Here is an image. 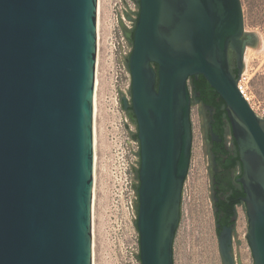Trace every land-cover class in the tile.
<instances>
[{
    "label": "water",
    "instance_id": "95a60500",
    "mask_svg": "<svg viewBox=\"0 0 264 264\" xmlns=\"http://www.w3.org/2000/svg\"><path fill=\"white\" fill-rule=\"evenodd\" d=\"M130 1L136 14L137 0ZM138 5L134 30L118 18L131 52L122 60L140 160L130 165L140 262L133 257L173 264L190 108L199 103L190 81L202 76L225 104L241 163L245 236L253 264H264V116L238 88L244 49L258 39L244 32L240 0ZM97 8L98 0H0V264H93ZM120 100L127 112L121 91ZM216 229L223 264H234L233 226Z\"/></svg>",
    "mask_w": 264,
    "mask_h": 264
},
{
    "label": "rangeland",
    "instance_id": "374dc122",
    "mask_svg": "<svg viewBox=\"0 0 264 264\" xmlns=\"http://www.w3.org/2000/svg\"><path fill=\"white\" fill-rule=\"evenodd\" d=\"M244 32L257 35V44L246 46L240 84L252 110L264 116V0H240ZM130 0H99L98 55L95 90L96 112L94 190L92 207L93 264H139L138 232L133 222L131 167L138 168V143L130 135L136 126L123 110L120 91L130 102V75L122 55L130 46L118 23L128 28L132 23L124 12L134 17ZM234 67V56H231ZM192 129L191 156L185 178L180 220L173 242V264H223L219 252L210 155L205 136L207 115L199 103L190 108ZM237 218L232 236L234 264H253L246 239L248 221L244 205L236 208Z\"/></svg>",
    "mask_w": 264,
    "mask_h": 264
},
{
    "label": "flooded vegetation",
    "instance_id": "af4514ba",
    "mask_svg": "<svg viewBox=\"0 0 264 264\" xmlns=\"http://www.w3.org/2000/svg\"><path fill=\"white\" fill-rule=\"evenodd\" d=\"M136 19L133 22V30L135 26ZM201 105V103L199 102ZM131 107V99L129 102ZM130 107L127 111H130ZM201 107H204L201 105ZM207 114V124H206V132L205 136L207 137V141H205V147L207 155H210V158L215 159L216 166H213L211 163V177H212V196L213 199L216 197L218 201H222L228 194V188L232 182L235 181L236 185H240L236 180L240 177L241 171V163L239 161V165L233 167L232 169L225 170L224 165H226L232 157L235 155L238 157L237 149L235 142L233 140L230 127L226 124V119H222L219 122L214 120L215 111L210 108L209 111L206 112ZM134 123V122H133ZM211 132L217 136V141H213L211 139ZM239 160V157H238ZM241 186V185H240ZM238 206H236L237 208ZM218 213V212H217ZM223 214H220V218L217 224L220 225V228L224 227L221 225ZM236 220H232L229 225L226 227L233 226L232 236L235 229ZM216 224V225H217Z\"/></svg>",
    "mask_w": 264,
    "mask_h": 264
},
{
    "label": "trees",
    "instance_id": "16d2710c",
    "mask_svg": "<svg viewBox=\"0 0 264 264\" xmlns=\"http://www.w3.org/2000/svg\"><path fill=\"white\" fill-rule=\"evenodd\" d=\"M137 7H138V10L136 12V20H137V16L139 12L138 0H137ZM127 68H128V63H127ZM154 68L156 69V66H154ZM128 71H129V68H128ZM232 73L234 74L237 73L235 67H233ZM190 82H191L190 85H191L193 94H196V93L199 94V102L201 103V105L208 106L209 108H212L215 111L214 120H216V122H219L222 119H226L225 104L223 100L219 97V95L216 93V91L210 87L208 82L202 76H199L198 79L196 80L191 79ZM130 94H131V89H130ZM130 110H131V107H130ZM135 126L137 128L136 123H135ZM138 156H139V153H138ZM139 164H140V160H139ZM237 165H239V160H238V157L235 155L234 157L230 159V161L226 165H224V168L225 170L232 169L233 167H236ZM240 175H241V171H240ZM228 189H229L228 190L229 192L227 196L225 197V199L222 201H219L217 204H214V208L215 207L218 208V213H215V222L216 224L218 223L220 214L222 213L223 217H222L221 225L223 226L229 225L231 223V218L233 217L235 213L236 206L243 205L242 198L244 197V193H243L242 187L240 185H236L235 181L232 180ZM137 210H138V196L136 192V221H137ZM136 221H135V225H136ZM219 230L220 229H217V232H219ZM137 259L140 262L139 254L137 256Z\"/></svg>",
    "mask_w": 264,
    "mask_h": 264
},
{
    "label": "bare ground",
    "instance_id": "6f19581e",
    "mask_svg": "<svg viewBox=\"0 0 264 264\" xmlns=\"http://www.w3.org/2000/svg\"><path fill=\"white\" fill-rule=\"evenodd\" d=\"M98 13H99V0H98V8H97V35H98V25H99ZM97 85H98V79H97V73H96L95 90L97 88ZM95 90H94V116H95V112H96V95H95ZM246 100H248V99H246ZM94 139H95V129H94ZM94 142H95V140H94ZM94 164H95V148H94Z\"/></svg>",
    "mask_w": 264,
    "mask_h": 264
},
{
    "label": "built area",
    "instance_id": "2783aa9c",
    "mask_svg": "<svg viewBox=\"0 0 264 264\" xmlns=\"http://www.w3.org/2000/svg\"><path fill=\"white\" fill-rule=\"evenodd\" d=\"M131 18L135 19L136 18V14L134 15V17H131ZM127 20L130 21V23H132V27H133L134 20H129L128 18H127ZM132 27L129 26L128 29H131ZM238 88L240 89L242 95L246 98L245 91L243 89V86L240 84V81L238 82Z\"/></svg>",
    "mask_w": 264,
    "mask_h": 264
}]
</instances>
